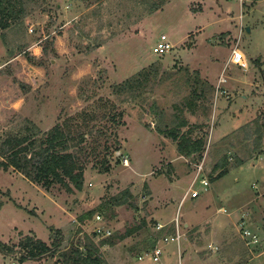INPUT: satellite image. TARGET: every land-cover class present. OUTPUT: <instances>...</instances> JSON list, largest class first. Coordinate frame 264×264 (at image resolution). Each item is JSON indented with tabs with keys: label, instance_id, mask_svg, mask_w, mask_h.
<instances>
[{
	"label": "rangeland",
	"instance_id": "1",
	"mask_svg": "<svg viewBox=\"0 0 264 264\" xmlns=\"http://www.w3.org/2000/svg\"><path fill=\"white\" fill-rule=\"evenodd\" d=\"M24 5L0 30V145L43 138L56 124L80 130L72 151L83 178L81 189H46L0 166V240L17 251L0 252V264H66L60 251L84 252L88 239L107 264H264V248L239 233L248 227L264 241V0ZM162 34L172 48L159 54ZM234 48L243 54L235 63ZM182 120L180 134L202 138L201 156L181 154L165 134ZM222 166L228 172L206 190L193 184ZM176 219L180 238L165 242ZM27 236L58 250L20 262Z\"/></svg>",
	"mask_w": 264,
	"mask_h": 264
},
{
	"label": "trees",
	"instance_id": "2",
	"mask_svg": "<svg viewBox=\"0 0 264 264\" xmlns=\"http://www.w3.org/2000/svg\"><path fill=\"white\" fill-rule=\"evenodd\" d=\"M26 1L0 0V30L8 28L24 16ZM43 50L46 51V48ZM185 124L186 122L182 120L176 124L175 128L165 130V134L177 141L181 154L191 155L197 152L201 156L203 140L202 138L192 139L186 134H180L179 128ZM71 133L68 128L56 124L46 132L43 138L38 139L31 135L8 136L0 145V152L7 157L6 160H0V166L7 168L11 165L46 189L54 183L64 186L68 191H73L74 188L81 189L83 169L79 167L80 158L77 152L79 148L76 151H72V148L80 146L84 142L85 136L80 130L75 134ZM216 168L217 166L213 170ZM227 172L228 169L222 166L219 172L211 173L210 181L220 178ZM122 202L124 199H118L115 203ZM94 211L86 212L80 217V220L89 218ZM140 226L143 227L144 222ZM125 235H120L118 238L123 239ZM99 242L101 245L114 243L110 238H103ZM52 245L41 239L27 236L22 243V251L19 252V261L37 260L51 255L53 251L58 250L59 244L52 243ZM84 246V252L79 247L71 249L69 252L60 251L66 264H107L97 243L88 239ZM0 252L7 255L17 253L14 246L1 240Z\"/></svg>",
	"mask_w": 264,
	"mask_h": 264
},
{
	"label": "built area",
	"instance_id": "3",
	"mask_svg": "<svg viewBox=\"0 0 264 264\" xmlns=\"http://www.w3.org/2000/svg\"><path fill=\"white\" fill-rule=\"evenodd\" d=\"M237 1L240 2V6L243 4V0H237ZM171 48H172V44L167 40L165 34H162L159 37L157 44L154 46L155 52H157L159 54L168 52ZM242 55H243L242 51L239 48H234L231 51L229 59L231 62L235 63V62H238V60L242 57ZM200 169H202L201 165L198 166V170H200ZM198 182L203 187V189L206 190L210 184V179L206 173L201 172L199 175L196 174V176L194 177V180H193V184L198 183ZM258 191H257V194H258L259 198L262 199V206L264 209V191H259V192ZM197 195H198V191H194L191 194L192 197H195ZM97 218L99 219L98 214H97ZM175 221H176L175 222V224H176L175 225V231L172 235H170V237H168V236L164 237L163 240L165 242L176 241V240H179V238H180L179 223H178L177 219ZM241 222L245 225V220L241 219ZM156 227H157V229H160L163 227V225L158 223ZM241 227L242 228L240 229L239 233L247 241V245H250L251 247L264 248V241L261 240V238L259 237L258 234H256L253 231L251 232L248 229V227L247 228L244 226H241ZM95 231L101 232L100 227L96 228ZM102 234H103V237L109 236L111 234V231L109 229H107ZM159 255H160V248L155 247L154 250L151 252V256H152L153 260L157 261L159 259Z\"/></svg>",
	"mask_w": 264,
	"mask_h": 264
},
{
	"label": "crops",
	"instance_id": "4",
	"mask_svg": "<svg viewBox=\"0 0 264 264\" xmlns=\"http://www.w3.org/2000/svg\"><path fill=\"white\" fill-rule=\"evenodd\" d=\"M159 222V221H158ZM161 224V223H160ZM165 224V223H164ZM158 230H160V229H158ZM106 248H108V247H106ZM109 249H110V247H109Z\"/></svg>",
	"mask_w": 264,
	"mask_h": 264
}]
</instances>
